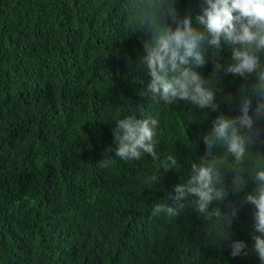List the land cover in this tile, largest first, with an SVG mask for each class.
Segmentation results:
<instances>
[{"label": "trees", "instance_id": "16d2710c", "mask_svg": "<svg viewBox=\"0 0 264 264\" xmlns=\"http://www.w3.org/2000/svg\"><path fill=\"white\" fill-rule=\"evenodd\" d=\"M202 3L0 0V264H261L253 250L255 209L245 197L264 170V116H253L264 101V49L256 52V73H227L239 45L208 44L194 19ZM173 8L205 36L206 65L195 70L214 93L215 111L165 103L147 88L143 45L175 27ZM245 98L251 129L238 123ZM219 115L237 120L245 142L239 160L214 136L205 155L204 137ZM127 117L157 120V159L115 156L113 129ZM193 163L220 174L214 184L226 198L209 211L221 215L205 218L194 197L179 216L153 215L156 204L173 203L169 195L187 182ZM234 241L248 246L236 257Z\"/></svg>", "mask_w": 264, "mask_h": 264}, {"label": "clouds", "instance_id": "9594fccd", "mask_svg": "<svg viewBox=\"0 0 264 264\" xmlns=\"http://www.w3.org/2000/svg\"><path fill=\"white\" fill-rule=\"evenodd\" d=\"M175 27L165 28L158 34L153 42L143 45L145 55L142 62L146 64L148 74L151 77L147 85L148 90L155 96L168 104L173 100L190 101L200 109L211 107L214 111L217 105L213 103L214 93L205 87V79L196 71V68H203L206 65L205 54L201 45L205 40L202 32L192 26L193 18L185 15L178 19L175 8L172 9ZM195 21L204 27L211 37L208 44L219 49L221 41L233 47L231 58L235 62L227 66L225 71L240 77L256 73L260 69V57L256 54L264 49V0H203L200 14L195 16ZM249 46L255 47V52ZM193 62V67L181 68L182 65ZM220 65L213 66L214 72ZM260 81H264V72L259 75ZM255 91V90H254ZM251 100L245 98L242 101L241 117L238 123L246 128L253 127V116L256 119L264 116V101L257 104L253 116H249ZM157 120L151 117L136 119L127 117L116 122L113 129L114 142L116 143L115 156L121 160L140 159L142 154L147 153L153 159H157L155 152V128ZM214 136L222 141L227 151L236 159L243 157L245 142L239 134L237 120L219 115L213 121L211 136L204 137L207 148H210ZM172 165L177 164L174 157H168ZM105 163L104 161L102 164ZM255 181L258 182L254 193L248 194L245 201L254 206V232L260 235H253V250L258 256L261 264H264V170L255 173ZM220 183V174L211 166L195 163L191 166V174L184 184H177L173 191L175 195H169L172 204H156L153 215L165 213L167 216H179L185 208L184 201L194 197L191 203L198 213L207 219L219 217L221 212L218 208L209 211V205L213 200L223 201L226 198V191L223 188L215 187ZM238 179L233 183H240ZM237 209L233 208L230 215L236 216ZM225 220L230 224L228 217ZM248 246L243 241H234L231 244L230 255H240ZM247 255L246 252H244Z\"/></svg>", "mask_w": 264, "mask_h": 264}]
</instances>
